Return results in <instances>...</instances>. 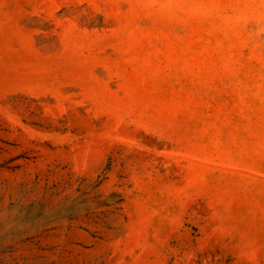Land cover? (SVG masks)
I'll return each mask as SVG.
<instances>
[{
    "label": "rangeland",
    "instance_id": "rangeland-1",
    "mask_svg": "<svg viewBox=\"0 0 264 264\" xmlns=\"http://www.w3.org/2000/svg\"><path fill=\"white\" fill-rule=\"evenodd\" d=\"M0 264H264V0H0Z\"/></svg>",
    "mask_w": 264,
    "mask_h": 264
}]
</instances>
